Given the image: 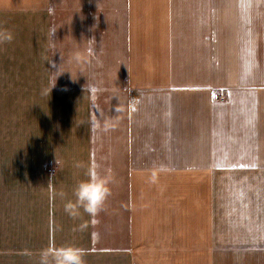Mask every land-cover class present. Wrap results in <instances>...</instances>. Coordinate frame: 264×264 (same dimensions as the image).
Here are the masks:
<instances>
[{"label": "crops", "instance_id": "1", "mask_svg": "<svg viewBox=\"0 0 264 264\" xmlns=\"http://www.w3.org/2000/svg\"><path fill=\"white\" fill-rule=\"evenodd\" d=\"M8 32L0 264H264V0H0ZM90 165L111 194L70 216Z\"/></svg>", "mask_w": 264, "mask_h": 264}, {"label": "clouds", "instance_id": "2", "mask_svg": "<svg viewBox=\"0 0 264 264\" xmlns=\"http://www.w3.org/2000/svg\"><path fill=\"white\" fill-rule=\"evenodd\" d=\"M13 38L11 32L0 36V43L11 41ZM56 78L49 81L42 95L47 96L51 93L52 88L56 84ZM58 163V162H57ZM83 165L77 162L75 167L81 168ZM87 179L79 181L73 189L75 202H68L65 205V212L70 216L78 214L79 209H83L91 217H95L103 209L110 193L109 184L111 183L110 175H103L97 171L95 165H90L86 172ZM65 193L61 192L60 196L64 197ZM86 252L84 249L74 245H61L59 247L50 246L43 250L40 254L39 264H49V259L54 264H86Z\"/></svg>", "mask_w": 264, "mask_h": 264}, {"label": "rangeland", "instance_id": "3", "mask_svg": "<svg viewBox=\"0 0 264 264\" xmlns=\"http://www.w3.org/2000/svg\"><path fill=\"white\" fill-rule=\"evenodd\" d=\"M23 151H18V150H11V151H0V158L5 157L6 158V163H8V159L11 158L13 161V165L9 166H1L0 169L1 170H5V173L7 175L11 174V175H17L18 178L20 177H24V174L26 173L25 171V167L24 166H16L15 165V161L16 163H22L23 159L20 158V154H23ZM48 169V172L53 174L56 172V166L54 165H48L46 167V170ZM13 189L15 191H22L23 190V186L18 182L17 184H13ZM19 234L16 233V236L19 238H23L22 234L20 233V231H18Z\"/></svg>", "mask_w": 264, "mask_h": 264}, {"label": "snow or ice", "instance_id": "4", "mask_svg": "<svg viewBox=\"0 0 264 264\" xmlns=\"http://www.w3.org/2000/svg\"><path fill=\"white\" fill-rule=\"evenodd\" d=\"M240 167L243 168V167H245V165L241 164Z\"/></svg>", "mask_w": 264, "mask_h": 264}]
</instances>
